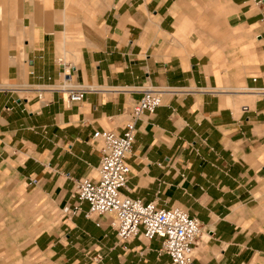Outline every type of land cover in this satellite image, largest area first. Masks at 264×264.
I'll list each match as a JSON object with an SVG mask.
<instances>
[{
  "label": "crops",
  "instance_id": "0c3cea01",
  "mask_svg": "<svg viewBox=\"0 0 264 264\" xmlns=\"http://www.w3.org/2000/svg\"><path fill=\"white\" fill-rule=\"evenodd\" d=\"M148 87L123 194L198 218L193 264H264V0H0V264H172L67 212Z\"/></svg>",
  "mask_w": 264,
  "mask_h": 264
},
{
  "label": "built area",
  "instance_id": "2783aa9c",
  "mask_svg": "<svg viewBox=\"0 0 264 264\" xmlns=\"http://www.w3.org/2000/svg\"><path fill=\"white\" fill-rule=\"evenodd\" d=\"M258 3L262 4V1ZM58 64L64 69L59 88L67 93V103L83 102L91 89L75 82L71 65L63 59H59ZM37 91L44 92V89ZM256 91L264 95V89ZM168 92V89L155 87L144 89L142 98L131 110L123 134L101 131L94 134V140L103 144L98 179H82L75 183L77 203L67 212L74 216L84 213L88 219L111 216V227L121 241L128 242L137 237L147 241L159 239L162 242L159 254L168 255L172 264H193L203 232L201 221L181 208L160 209L155 203L146 204L123 194L131 177L127 161L136 141L137 125L143 115L157 112ZM38 98L41 103H47L43 93ZM84 204L89 206L86 212Z\"/></svg>",
  "mask_w": 264,
  "mask_h": 264
}]
</instances>
